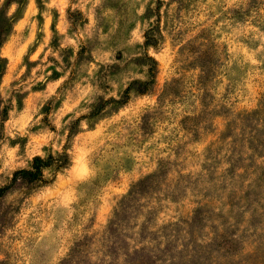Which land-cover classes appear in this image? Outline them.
I'll use <instances>...</instances> for the list:
<instances>
[{
	"label": "rangeland",
	"instance_id": "obj_1",
	"mask_svg": "<svg viewBox=\"0 0 264 264\" xmlns=\"http://www.w3.org/2000/svg\"><path fill=\"white\" fill-rule=\"evenodd\" d=\"M0 18V264H264V0ZM35 157L43 181L10 185Z\"/></svg>",
	"mask_w": 264,
	"mask_h": 264
},
{
	"label": "trees",
	"instance_id": "obj_2",
	"mask_svg": "<svg viewBox=\"0 0 264 264\" xmlns=\"http://www.w3.org/2000/svg\"><path fill=\"white\" fill-rule=\"evenodd\" d=\"M19 0H10V2H18ZM2 20V18H0ZM11 23V18H8L5 22L1 21L0 22V47L3 44L6 36L8 35V29ZM146 44H148L150 42V36H146ZM6 66V61L5 59L1 58L0 56V78L2 77L3 71L5 69ZM54 161L52 158H49V161H44L39 157H35L33 159V163H32V167L31 170H22V171H18L15 173L14 178L11 181V184H14L17 180L18 177L24 178L29 181V182H42V178H43V174H42V169L47 167L49 165V162ZM68 164V157L66 155L62 156V160L57 162V166L58 168H62L63 165H67ZM4 191V189H0V195L2 194V192ZM131 193H129L127 195V197L129 198L131 195ZM129 206H126V201H124L123 203H121V205L118 206V208L115 210V217L113 219V223H111L112 225H117L116 222L114 220H119V217L121 215V213H123L126 208H128ZM135 255H128L125 254V256L128 258L127 260V264H144L146 263V257L143 255H140V253H137L138 251H134Z\"/></svg>",
	"mask_w": 264,
	"mask_h": 264
}]
</instances>
